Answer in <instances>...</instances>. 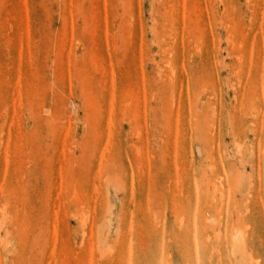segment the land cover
Segmentation results:
<instances>
[{"label":"rangeland","instance_id":"obj_1","mask_svg":"<svg viewBox=\"0 0 264 264\" xmlns=\"http://www.w3.org/2000/svg\"><path fill=\"white\" fill-rule=\"evenodd\" d=\"M183 4L0 0V264H264V0Z\"/></svg>","mask_w":264,"mask_h":264},{"label":"bare ground","instance_id":"obj_2","mask_svg":"<svg viewBox=\"0 0 264 264\" xmlns=\"http://www.w3.org/2000/svg\"><path fill=\"white\" fill-rule=\"evenodd\" d=\"M184 4H185V0H184ZM184 4H183V5H184ZM260 17H261V16H260ZM168 60H170V59H168ZM169 62H170V61H169ZM262 63H263V62H262ZM169 64H170V63H169ZM248 67H249V66H248ZM259 67H260V66H259ZM259 67H258V68H259ZM263 67H264V66H262V64H261V68H262V69H263ZM249 68H250V67H249ZM256 69H257V68H256ZM256 69H254L253 71L255 72ZM262 69H261V70H262ZM247 70H249V69L247 68ZM257 70H258V69H257ZM261 70H260V71H261ZM263 71H264V69H263ZM248 72H249V71H248ZM256 72H257V71H256ZM261 72H262V71H261ZM259 73H260V72H258V74H256L257 77H258V75L261 76V75L263 74V73H261V74H259ZM260 76H259V79H260ZM261 77H262V76H261ZM171 86H172V85H171ZM167 87H169V86H167ZM172 89H173V88H172ZM170 93L173 94V90H172V92H170ZM164 96H166V95H164ZM171 97H172V95H171ZM164 98H165V97H164ZM164 98H163V100H164ZM172 98H173V97H172ZM165 99H167V98H165ZM165 102H166V101H165ZM163 103H164V101H163ZM164 105H166V104L164 103ZM194 105H195V104H194ZM194 105H193V106H194ZM209 105H210V104H209ZM209 105H208V106H209ZM166 106H167V105H166ZM206 106H207V105H206ZM165 108H166V107H165Z\"/></svg>","mask_w":264,"mask_h":264}]
</instances>
